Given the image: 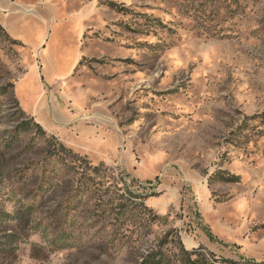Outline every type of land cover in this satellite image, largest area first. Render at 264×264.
<instances>
[{"label":"rangeland","instance_id":"obj_1","mask_svg":"<svg viewBox=\"0 0 264 264\" xmlns=\"http://www.w3.org/2000/svg\"><path fill=\"white\" fill-rule=\"evenodd\" d=\"M0 26V264H264V0H0Z\"/></svg>","mask_w":264,"mask_h":264},{"label":"trees","instance_id":"obj_2","mask_svg":"<svg viewBox=\"0 0 264 264\" xmlns=\"http://www.w3.org/2000/svg\"><path fill=\"white\" fill-rule=\"evenodd\" d=\"M217 1L218 0H205L204 2H202V0H201V3H208V6H210V5L214 6V4ZM0 33L6 39L11 41V43H18L17 40L10 38L1 26H0ZM255 118H257V120H259V121H264V112L262 114L256 116ZM36 125H37V127H40V126H38V124H36ZM61 147H62V149H65L63 146H61ZM66 151L69 153V156L71 158L78 160L80 163L81 162H86V163L89 162V160H87L86 157L78 156L77 154L72 153L70 150H66ZM102 165L103 164L99 163L98 165L94 166V169H97L99 166H102ZM229 179H234V177H231ZM141 205L146 211L152 212V209L147 207L146 205H143L142 202H141ZM120 206H123V205L120 204ZM207 255L202 253L199 248L188 250V249H185L183 246H180V257L177 258V261L180 260L183 262V264H208L207 263L208 262L207 261L208 260ZM164 259H166V258H163L158 253H150L143 258V260L140 264H163L165 262ZM250 263H251L250 261L237 263V262H233V261H228L224 258L214 257L212 259V262L209 264H250Z\"/></svg>","mask_w":264,"mask_h":264}]
</instances>
